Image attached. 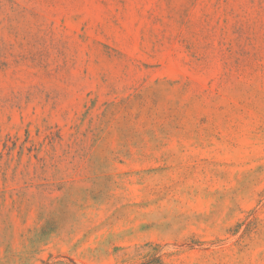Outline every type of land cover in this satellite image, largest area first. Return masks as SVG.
I'll use <instances>...</instances> for the list:
<instances>
[{
  "label": "rangeland",
  "instance_id": "rangeland-1",
  "mask_svg": "<svg viewBox=\"0 0 264 264\" xmlns=\"http://www.w3.org/2000/svg\"><path fill=\"white\" fill-rule=\"evenodd\" d=\"M0 264H264V0H0Z\"/></svg>",
  "mask_w": 264,
  "mask_h": 264
}]
</instances>
